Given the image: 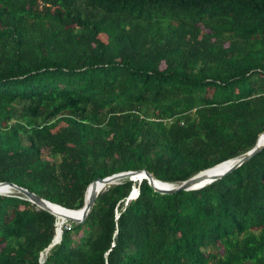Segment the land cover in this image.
Wrapping results in <instances>:
<instances>
[{"label":"trees","instance_id":"1","mask_svg":"<svg viewBox=\"0 0 264 264\" xmlns=\"http://www.w3.org/2000/svg\"><path fill=\"white\" fill-rule=\"evenodd\" d=\"M263 132L264 0H0V182L79 209L96 178L179 183ZM65 221L41 261L57 217L1 193L0 264H264V147L198 189L120 179Z\"/></svg>","mask_w":264,"mask_h":264},{"label":"water","instance_id":"2","mask_svg":"<svg viewBox=\"0 0 264 264\" xmlns=\"http://www.w3.org/2000/svg\"><path fill=\"white\" fill-rule=\"evenodd\" d=\"M263 133L259 134L256 143L254 146L246 151L245 153L232 158L223 161L224 163L227 162V164L220 170L214 173H208L207 171L212 169V167L206 168L202 171H199L193 176H190L189 178L179 182V183H169V182H164L161 181L157 178H155L150 172H148L145 169H139V170H130V171H123V172H118L103 178H96L93 181H91L88 186L86 187L85 193H84V202L83 206L79 209H70L66 208L64 206H61L59 204L53 203L36 193L28 190L27 188H24L20 185H17L13 182H0V187L5 186L7 187L8 192H2L1 193H11L13 191H16L20 194H22L26 199H28L30 202H32L35 206L43 208L49 212H51L53 215H55L54 210L52 209V206H58L64 210L71 211L77 213L76 216L72 215H65L67 220H70L75 223H80L83 222L85 217L87 216L88 212L90 211L91 207L93 206V203L95 201L96 196L100 192L101 189H103L106 185L116 183L120 179L123 178H129L130 180H138L141 181L142 179H146L149 185L156 191L161 192V193H175L178 191H185V190H192V189H198L201 188L221 177L224 175L232 172L235 170L237 167H239L241 164L249 160L251 157H253L255 154H257L263 147H264V139H261V135ZM221 162V163H223ZM219 163V164H221ZM216 164V165H219ZM157 181L161 185L154 184V182ZM91 188V191L88 195H86L87 191ZM138 193V188L133 187L131 189V192L128 196V198H133L136 194ZM62 233V232H61ZM55 236V234H54ZM54 236L46 248L49 249L51 246H53L55 243L59 242L61 236L59 237L58 241L54 240Z\"/></svg>","mask_w":264,"mask_h":264},{"label":"bare ground","instance_id":"3","mask_svg":"<svg viewBox=\"0 0 264 264\" xmlns=\"http://www.w3.org/2000/svg\"><path fill=\"white\" fill-rule=\"evenodd\" d=\"M261 139H264V134L261 135ZM226 164H227V162H225V163L223 162V163H221L219 165H215L214 167H212V169L208 170L207 172L208 173H214V172L220 171ZM154 184L161 185L157 181H155ZM6 188L7 187L2 186V187H0V190L2 192H8ZM90 191H91V188L87 191L86 195H88L90 193ZM52 209L54 210L55 216L57 217V223H56V230H55L54 240L58 241L59 237L61 236L63 225L65 223L64 220H67L65 215L68 214V215L76 216L77 213L64 210V209H62V208H60L58 206H52Z\"/></svg>","mask_w":264,"mask_h":264},{"label":"built area","instance_id":"4","mask_svg":"<svg viewBox=\"0 0 264 264\" xmlns=\"http://www.w3.org/2000/svg\"><path fill=\"white\" fill-rule=\"evenodd\" d=\"M64 225H65V226H64ZM64 225H63V226H64L65 228H67L69 224H68L67 222H65ZM46 252H47V250H44L43 252H41V254H40V258H39L41 261H42V259L44 258L43 256L46 254Z\"/></svg>","mask_w":264,"mask_h":264},{"label":"clouds","instance_id":"5","mask_svg":"<svg viewBox=\"0 0 264 264\" xmlns=\"http://www.w3.org/2000/svg\"><path fill=\"white\" fill-rule=\"evenodd\" d=\"M223 162V161H222ZM221 163V162H220ZM219 164V163H218ZM215 166V165H214ZM138 194V193H137ZM136 194V195H137ZM136 195L133 197V198H135L136 197ZM133 198H128V199H133ZM66 222V221H65ZM48 250V249H47ZM41 254V253H40ZM39 258H40V256H39ZM40 260V259H39Z\"/></svg>","mask_w":264,"mask_h":264},{"label":"rangeland","instance_id":"6","mask_svg":"<svg viewBox=\"0 0 264 264\" xmlns=\"http://www.w3.org/2000/svg\"><path fill=\"white\" fill-rule=\"evenodd\" d=\"M80 233H81V231H80ZM79 235H76V237L75 238H77Z\"/></svg>","mask_w":264,"mask_h":264}]
</instances>
